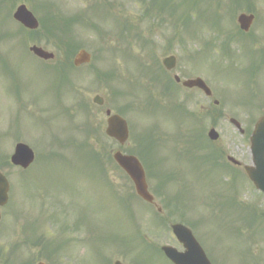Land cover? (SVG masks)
<instances>
[{
	"label": "rangeland",
	"instance_id": "374dc122",
	"mask_svg": "<svg viewBox=\"0 0 264 264\" xmlns=\"http://www.w3.org/2000/svg\"><path fill=\"white\" fill-rule=\"evenodd\" d=\"M219 1L14 0L0 8V171L10 182L9 199L0 207V264H171L155 247L178 245L169 228L174 222L191 228L212 264H264L262 196L242 167L226 161L231 155L251 164L248 138L264 115V0ZM23 3L37 17L52 9L61 18L81 13L85 19L74 20L66 34L74 48L91 54L90 63L80 68L67 64L60 47L64 35L35 37V44L55 54L48 66L65 64L69 83H60L48 66L24 50L18 35L6 37L10 32L5 31L18 29L12 14ZM148 8L154 16L143 15ZM187 10L193 14L184 22ZM249 12L254 22L247 36H239L236 17ZM125 18L132 27L121 28ZM217 25L219 31H214ZM230 32L237 35L230 40L231 57L220 50ZM210 37L218 38V47L212 42L206 49ZM31 44L27 40L26 47ZM170 54L177 56L175 70L167 72L170 78L201 76L219 101L213 110L217 142L208 140L212 120L201 110L211 108L212 98L175 86L161 89L164 78L156 74ZM95 69L116 70L117 75L97 78ZM96 94L104 97L103 107L92 103ZM81 100L88 108L78 105ZM174 101L200 116V123ZM105 108L128 123L126 145L104 134ZM232 117L243 134L230 124ZM89 124L96 128L89 134L90 144L104 145L110 155L117 148L139 155L161 214L135 197L131 181L110 160L106 175L88 163L77 145L89 137ZM201 134L204 140L193 144ZM144 139H152L151 148ZM19 141L35 151L27 170L5 164ZM212 148L218 151L217 160L208 155ZM227 173L235 176L230 179ZM235 195L239 207L230 203ZM120 196L129 203L124 206ZM252 206L257 213L240 210ZM33 232L50 241L46 251L28 241Z\"/></svg>",
	"mask_w": 264,
	"mask_h": 264
},
{
	"label": "water",
	"instance_id": "95a60500",
	"mask_svg": "<svg viewBox=\"0 0 264 264\" xmlns=\"http://www.w3.org/2000/svg\"><path fill=\"white\" fill-rule=\"evenodd\" d=\"M17 10L14 12L13 17L20 21L24 26L29 29H35L38 26L37 19H34L28 9L24 5H21L16 8ZM253 15L249 14H240L237 18V21L240 25V28L244 31H247L250 28L251 23L253 22ZM35 55L43 59L52 58L53 53L46 52L42 50L38 46H32L30 48ZM89 54L80 50L75 57L73 58L74 65L80 66L82 63H87L90 60ZM175 57H167L163 61V64L168 69L174 68L175 65ZM176 81H179V77H175ZM185 87H201L206 95H210V88L206 87L204 82L200 79H188L182 82ZM93 102H96L99 105H103V99L99 96H95L93 98ZM107 113V127L105 129V133L110 137L117 139L120 144H124L128 137V129L127 123L117 114L112 115L109 110H106ZM231 122H234L235 125L239 128V123L232 118ZM208 137L210 140H215L218 138V133L215 129L211 128L208 133ZM251 139V154L253 160V166H245L244 170L247 172L249 178L254 181L255 186L260 188L264 192V117L258 119V121L254 125V131L250 137ZM34 158V152L32 148H29L24 143H19L14 147V152L10 156L11 162L23 169L27 168L32 162ZM113 158L115 162L125 173L130 176L133 186L135 187L136 194L141 197L146 202L150 203L154 201V197L148 192V186L146 184L144 170L142 165H140L139 160L133 155H123L120 151H116L113 154ZM230 161L233 159L229 158ZM8 189L9 182L6 180L5 176L0 172V205L6 204L8 199ZM172 228V232L178 241L182 244L184 252H179L174 247L163 246L162 250L164 251L166 257L173 262V264H211L210 260L205 256L203 249L200 247L196 238L193 237L190 229L181 225L179 223H172L170 226ZM114 264H123L119 261H114ZM37 264H47L43 262H38Z\"/></svg>",
	"mask_w": 264,
	"mask_h": 264
},
{
	"label": "trees",
	"instance_id": "16d2710c",
	"mask_svg": "<svg viewBox=\"0 0 264 264\" xmlns=\"http://www.w3.org/2000/svg\"><path fill=\"white\" fill-rule=\"evenodd\" d=\"M185 1H187V0H183V3ZM215 1L218 2V0H215ZM237 1L238 0H233L232 2L236 3ZM249 9H250V6H248V10ZM188 12H190V11H188V10L186 11V14L184 16V22H187L190 18H192V14L193 13L191 14V12H190L189 16H187L188 15ZM66 25L65 26L62 25L61 27H59L57 25V22H53V23L50 24V26H48L46 28V30H47V33L48 34H51V35H53L54 32L57 29L62 30L64 33H66L67 32ZM83 146L86 147V149H87V156H89V160L93 163V165L96 166V167H98V168H101L102 169L104 167L103 165L105 163L104 160H105V157L106 156H104L95 146L93 147L89 143H87V141L83 143ZM4 159H5V164H8L7 158L5 157ZM32 234H34V236L28 238V241H30L31 245H33V246L34 245L41 246L42 248H44V251L47 250L48 247L50 246L49 241L45 240L43 238V236L35 234V232H33ZM23 264H25V263H23Z\"/></svg>",
	"mask_w": 264,
	"mask_h": 264
},
{
	"label": "flooded vegetation",
	"instance_id": "af4514ba",
	"mask_svg": "<svg viewBox=\"0 0 264 264\" xmlns=\"http://www.w3.org/2000/svg\"><path fill=\"white\" fill-rule=\"evenodd\" d=\"M53 60H54V59H53ZM47 61H48V60H47ZM192 90H197L198 93H199V92H202L200 89H196V88H195V89H192ZM201 106H202V105H201ZM201 108L204 109L205 111L210 110V107H208V108H207V107H201ZM259 192H260V191H259ZM260 193L262 194V192H260Z\"/></svg>",
	"mask_w": 264,
	"mask_h": 264
}]
</instances>
